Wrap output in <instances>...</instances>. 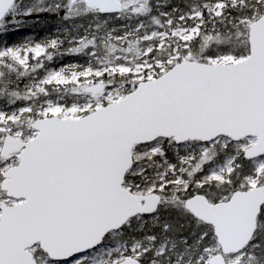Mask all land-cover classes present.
<instances>
[{
    "label": "snow or ice",
    "instance_id": "obj_1",
    "mask_svg": "<svg viewBox=\"0 0 264 264\" xmlns=\"http://www.w3.org/2000/svg\"><path fill=\"white\" fill-rule=\"evenodd\" d=\"M0 264H264V0H0Z\"/></svg>",
    "mask_w": 264,
    "mask_h": 264
},
{
    "label": "trees",
    "instance_id": "obj_2",
    "mask_svg": "<svg viewBox=\"0 0 264 264\" xmlns=\"http://www.w3.org/2000/svg\"><path fill=\"white\" fill-rule=\"evenodd\" d=\"M43 26H38L36 29H23L21 30L19 33H16L15 35L17 37H20V40H22L26 35H29L31 32L35 31V32H41L42 31ZM18 34V35H17ZM17 38H15L16 40ZM14 40V36L13 35H9V36H0V42H12ZM14 40V41H15Z\"/></svg>",
    "mask_w": 264,
    "mask_h": 264
},
{
    "label": "rangeland",
    "instance_id": "obj_3",
    "mask_svg": "<svg viewBox=\"0 0 264 264\" xmlns=\"http://www.w3.org/2000/svg\"><path fill=\"white\" fill-rule=\"evenodd\" d=\"M17 35H18V34H17ZM13 36H14V40H15V38H17L15 41H19V40H20V37H17L15 34H14ZM26 36H27V35H26ZM26 36L21 37V38L24 39ZM14 40H13L12 42H15Z\"/></svg>",
    "mask_w": 264,
    "mask_h": 264
}]
</instances>
